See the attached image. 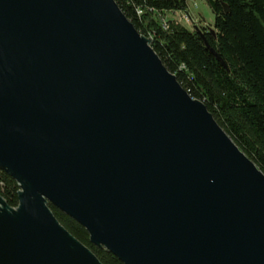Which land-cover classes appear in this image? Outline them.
<instances>
[{
  "label": "water",
  "instance_id": "water-1",
  "mask_svg": "<svg viewBox=\"0 0 264 264\" xmlns=\"http://www.w3.org/2000/svg\"><path fill=\"white\" fill-rule=\"evenodd\" d=\"M114 0H0V264H264V174Z\"/></svg>",
  "mask_w": 264,
  "mask_h": 264
},
{
  "label": "trees",
  "instance_id": "trees-1",
  "mask_svg": "<svg viewBox=\"0 0 264 264\" xmlns=\"http://www.w3.org/2000/svg\"><path fill=\"white\" fill-rule=\"evenodd\" d=\"M168 72L264 174V0H114ZM201 1L212 29H188L166 14L186 13ZM17 183L0 169V196L18 205ZM56 220L101 264H123L89 242L86 230L48 204Z\"/></svg>",
  "mask_w": 264,
  "mask_h": 264
},
{
  "label": "rangeland",
  "instance_id": "rangeland-1",
  "mask_svg": "<svg viewBox=\"0 0 264 264\" xmlns=\"http://www.w3.org/2000/svg\"><path fill=\"white\" fill-rule=\"evenodd\" d=\"M189 18H183L177 14H166L163 16L164 21L175 20L188 29L194 27L199 29L213 28V15L204 2L190 1L187 3Z\"/></svg>",
  "mask_w": 264,
  "mask_h": 264
},
{
  "label": "built area",
  "instance_id": "built-area-1",
  "mask_svg": "<svg viewBox=\"0 0 264 264\" xmlns=\"http://www.w3.org/2000/svg\"><path fill=\"white\" fill-rule=\"evenodd\" d=\"M176 14L179 15V16H181V17H183V18H189L188 17L189 16L188 11L186 13H176Z\"/></svg>",
  "mask_w": 264,
  "mask_h": 264
}]
</instances>
